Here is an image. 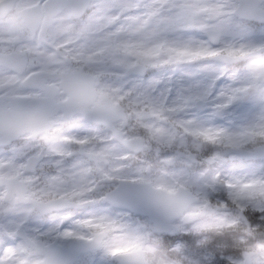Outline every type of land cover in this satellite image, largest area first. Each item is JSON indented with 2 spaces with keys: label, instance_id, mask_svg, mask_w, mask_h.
Returning <instances> with one entry per match:
<instances>
[{
  "label": "snow or ice",
  "instance_id": "1",
  "mask_svg": "<svg viewBox=\"0 0 264 264\" xmlns=\"http://www.w3.org/2000/svg\"><path fill=\"white\" fill-rule=\"evenodd\" d=\"M0 264H264V0H0Z\"/></svg>",
  "mask_w": 264,
  "mask_h": 264
},
{
  "label": "rangeland",
  "instance_id": "2",
  "mask_svg": "<svg viewBox=\"0 0 264 264\" xmlns=\"http://www.w3.org/2000/svg\"><path fill=\"white\" fill-rule=\"evenodd\" d=\"M68 127H69V126H68ZM70 129H71L72 131L80 132V131H83V130L86 129V128H80L79 126H74L73 128L70 127Z\"/></svg>",
  "mask_w": 264,
  "mask_h": 264
},
{
  "label": "clouds",
  "instance_id": "3",
  "mask_svg": "<svg viewBox=\"0 0 264 264\" xmlns=\"http://www.w3.org/2000/svg\"><path fill=\"white\" fill-rule=\"evenodd\" d=\"M134 220H143L144 218L143 217H138V216H133L132 217Z\"/></svg>",
  "mask_w": 264,
  "mask_h": 264
}]
</instances>
